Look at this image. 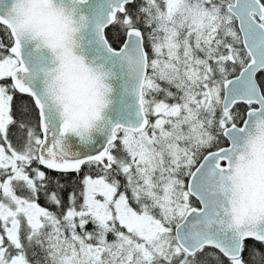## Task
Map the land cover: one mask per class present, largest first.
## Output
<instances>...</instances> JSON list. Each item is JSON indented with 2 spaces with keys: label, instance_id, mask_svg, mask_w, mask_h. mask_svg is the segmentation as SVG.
I'll return each instance as SVG.
<instances>
[{
  "label": "snow or ice",
  "instance_id": "snow-or-ice-1",
  "mask_svg": "<svg viewBox=\"0 0 264 264\" xmlns=\"http://www.w3.org/2000/svg\"><path fill=\"white\" fill-rule=\"evenodd\" d=\"M0 264H264V0H0Z\"/></svg>",
  "mask_w": 264,
  "mask_h": 264
}]
</instances>
